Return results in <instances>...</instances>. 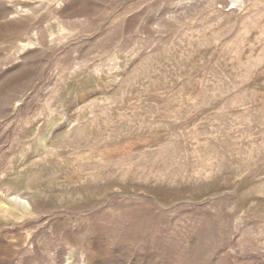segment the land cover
I'll use <instances>...</instances> for the list:
<instances>
[{
    "label": "rangeland",
    "instance_id": "1",
    "mask_svg": "<svg viewBox=\"0 0 264 264\" xmlns=\"http://www.w3.org/2000/svg\"><path fill=\"white\" fill-rule=\"evenodd\" d=\"M0 264H264V0H0Z\"/></svg>",
    "mask_w": 264,
    "mask_h": 264
}]
</instances>
